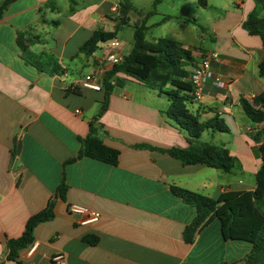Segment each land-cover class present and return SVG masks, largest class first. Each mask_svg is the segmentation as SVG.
Returning a JSON list of instances; mask_svg holds the SVG:
<instances>
[{"label": "crops", "instance_id": "0c3cea01", "mask_svg": "<svg viewBox=\"0 0 264 264\" xmlns=\"http://www.w3.org/2000/svg\"><path fill=\"white\" fill-rule=\"evenodd\" d=\"M116 1L121 2L15 0L0 18V264H56L51 258L58 254L64 264H245L250 246L224 240L216 220L200 228L191 243L185 242V228L196 210L172 189L211 199L255 189L262 141L254 143L250 137L262 126L248 120L240 106L242 99L251 102L264 95V76L259 74L264 46L241 27L256 9L255 0H219L213 5L207 0L205 8L197 0H175L170 14L158 11L162 0H153L154 9L137 13L136 24L149 15L146 41L169 38L190 51L189 72L201 57L218 56L210 71L222 85L208 81L201 99L191 98L186 106L201 122L215 116L224 122L228 133L205 131L199 141L226 148L234 159L229 174L247 175L248 180H230L200 164L184 166L161 152L188 146L184 133L164 114L167 97L118 74L101 111L103 81L99 92L77 86L85 75L101 68L109 41L99 43L90 56L78 54L79 47L96 29L114 30L118 22L110 15ZM187 4L206 12L195 18ZM133 9L130 12L136 13ZM208 10L214 13L207 14ZM258 11L264 17V8ZM154 15L160 19L149 23ZM174 22L175 31L166 32L164 27ZM187 24L207 30L198 47L181 35ZM152 29L154 37L148 40ZM118 33L112 40L120 42V52L126 55L132 45L125 47ZM44 54L63 72L38 71L34 63ZM259 109L264 112V105ZM89 123L103 145L118 152L116 165L78 157ZM62 182L66 192L61 198L57 190ZM50 201L53 218L34 229V253L28 254L30 245L14 262L8 261L7 242L19 238L28 219ZM71 206L96 212L100 218L81 225L82 218L70 213ZM85 238L97 243L90 245Z\"/></svg>", "mask_w": 264, "mask_h": 264}, {"label": "trees", "instance_id": "16d2710c", "mask_svg": "<svg viewBox=\"0 0 264 264\" xmlns=\"http://www.w3.org/2000/svg\"><path fill=\"white\" fill-rule=\"evenodd\" d=\"M13 1L15 0H5L0 5V18ZM255 3L256 9L246 17L241 27L249 35L258 36L264 46V17H259L258 14V7L264 8V0H255ZM119 5L121 16L114 30L112 32H104L102 29L94 30L91 37L79 47L78 54L92 55L99 43L115 39L121 27L128 25V13L134 11L133 6L130 0H121ZM197 5L205 8L207 0H197ZM148 16H145L140 25L134 26L132 46L122 62L113 65L104 74V103L101 111L105 110L107 98L114 87L117 75L123 74L130 77L158 95L167 97L169 105L164 114L187 139L186 148L174 147L161 152L179 160L184 166L200 164L223 174H229L234 167V159L229 155L228 150L223 146L199 141L205 131L228 133L226 125L217 116L201 122L198 115L190 112L186 106V102L192 98V86L188 80L191 73L188 70V63L193 61L190 51L169 38H160L155 42L146 41L145 20ZM54 25L57 24L54 23ZM34 66L38 71L48 75L63 72L57 61L46 54L38 58ZM259 74L264 76V63L260 65ZM262 105H264V95L253 98L251 102L240 100V106L246 118L262 126L256 136L250 137L254 143L262 141L257 148L261 163L256 173V186L253 191H229L221 193L217 199H211L176 188L172 189L177 197L196 210L194 220L185 228V242L191 243L200 228L216 220L224 240L246 243L250 246L245 264H264V112L259 109ZM80 142L81 150L78 157H88L109 165H116L118 152L103 145L92 123H89L87 137ZM65 192L66 186L62 182L57 193L62 198ZM52 218L53 204L50 201L42 212L28 219L19 238L7 242L9 249L7 260L14 262L20 250L32 245V234L36 226ZM84 241L90 245L97 243L96 239L91 241L85 238Z\"/></svg>", "mask_w": 264, "mask_h": 264}, {"label": "built area", "instance_id": "2783aa9c", "mask_svg": "<svg viewBox=\"0 0 264 264\" xmlns=\"http://www.w3.org/2000/svg\"><path fill=\"white\" fill-rule=\"evenodd\" d=\"M120 48V42L116 40L107 42L104 46L105 55L100 61L101 68L99 67L95 69L96 71L85 75L81 80L78 81L77 86L83 90L99 92L102 89L103 75L106 69H110L113 65L122 62L125 56L120 52ZM217 57L218 56L215 53H212L208 56H203L192 69L188 80L192 86L191 95L193 100L201 99L204 93V88L208 81H211L213 79L214 85H222L218 78H213L210 71L211 64L214 60L217 59ZM75 114L79 115L80 111L76 110ZM69 211L72 215L80 216L82 218L79 221L81 225L96 223L100 218V215L98 213L78 206H71L69 208ZM36 248L37 244L31 245L28 254H33ZM51 261L56 264H64V257L63 255L58 254L53 256L51 258Z\"/></svg>", "mask_w": 264, "mask_h": 264}, {"label": "rangeland", "instance_id": "374dc122", "mask_svg": "<svg viewBox=\"0 0 264 264\" xmlns=\"http://www.w3.org/2000/svg\"><path fill=\"white\" fill-rule=\"evenodd\" d=\"M97 1V0H96ZM112 1V0H111ZM189 1V0H187ZM194 0H192L193 2ZM217 2H219V0H208V3L210 5L216 4ZM61 3H65V2H61ZM131 3L133 5V7L136 9V13H129L128 16V24H130V26H124L121 30H119L118 33V38L120 41H122L125 44V47H130L133 43V31H134V26L137 24V20H138V16L137 13H143L146 14L150 11H152L154 9V4H153V0H131ZM173 3L176 4L175 0H162V3L158 6V11L164 13V14H170V9L173 6ZM119 2H114V6L115 7L114 11L111 12V18L112 20L116 23L119 21L121 13H120V7H119ZM60 9H63V6L60 7ZM187 10L188 13H190L191 15L195 16V18H201V15L203 14L202 12H206V11H201V9H197V7L195 5H188L187 4ZM197 10V11H196ZM214 11H209L207 14H213ZM160 19L159 16H152L149 19V23H153L156 22ZM166 32H171V31H175L176 28V23H170L169 25H167L166 27H164ZM174 29V30H173ZM187 32L186 33H181V35H183L184 40L187 38V41L195 44V46L198 47V45L200 44V37H204V35L206 36L207 30L206 28H204L203 30H201V26H196V25H191V24H187L186 27ZM172 33V32H171ZM154 29H152L151 31H148L146 36L148 40H151L154 36ZM177 39H182V38H177ZM182 39V41H184ZM198 42V43H197ZM209 44H206V47ZM84 73H86V70H84ZM132 86V85H131ZM245 120L247 121V119L245 118ZM218 173H220L222 176L232 180V179H244V180H248V176H242L239 173H236L235 176H232L231 174H223L220 171H217ZM247 182H245L246 184Z\"/></svg>", "mask_w": 264, "mask_h": 264}]
</instances>
